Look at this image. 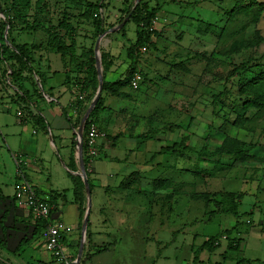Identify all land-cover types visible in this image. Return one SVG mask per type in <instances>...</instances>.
<instances>
[{
  "label": "rangeland",
  "instance_id": "374dc122",
  "mask_svg": "<svg viewBox=\"0 0 264 264\" xmlns=\"http://www.w3.org/2000/svg\"><path fill=\"white\" fill-rule=\"evenodd\" d=\"M131 2L104 0L101 11L106 24L123 16ZM142 2L160 5L153 20L160 34L152 38V46L138 51L135 71L141 75L139 85L136 89L125 85L128 96L109 97L97 109L91 124L97 128L99 137L112 145L122 132L131 137L153 134V141H141L147 152L144 158L139 152L135 165L125 161L97 163V170L106 177L112 174L123 177L119 186L107 185L108 188L131 191V200L136 203L133 209L139 214L145 211L147 200V209L153 216L145 227L133 232L121 229L109 264H237L242 258L251 261L243 264H264V164L250 160L230 165L223 156L216 163L198 158L204 141L213 146L224 134L254 143L253 153L264 155V104L248 105L246 101L259 83L264 84V0ZM134 28V23H127L128 32ZM13 32L11 36L17 42H38L42 37V32L33 35L29 31L19 35ZM110 32L101 35L96 53L98 57L101 53L108 55L110 67L106 74L112 73L116 79L123 76L130 62L126 54L128 39L113 42L115 50L110 54L106 51ZM84 34L80 30L79 42H83ZM93 51L95 56L94 45ZM36 53L40 55L38 66L44 69L49 57L50 61L57 58L45 48ZM241 63H245L247 70L231 74ZM55 77L62 75L56 72ZM101 93L104 102L109 94ZM5 103L0 98V106ZM8 105L14 107L12 103ZM6 115L15 120L11 114ZM182 138L178 153L154 152L159 143L171 145ZM127 145L130 144L122 140L109 152L124 157ZM10 149L14 147L10 145ZM86 158L90 165L98 153ZM49 161L53 166L54 158ZM198 166L209 169L210 175L192 174L191 169ZM14 170L11 152L0 129V186L5 193L11 192ZM25 170L34 181L47 174L45 170L35 174L28 168ZM154 178L167 179L172 186L157 188L151 184ZM171 190L174 193L166 196ZM196 191L213 193L215 198L226 191L241 192L236 206L238 215L219 212L209 217L208 212L214 206L190 197ZM233 225L235 229H231ZM227 228L231 229L228 235L239 240L236 250L225 248L227 239L223 232ZM214 235L219 240L217 247L213 251L200 250L201 243Z\"/></svg>",
  "mask_w": 264,
  "mask_h": 264
},
{
  "label": "trees",
  "instance_id": "16d2710c",
  "mask_svg": "<svg viewBox=\"0 0 264 264\" xmlns=\"http://www.w3.org/2000/svg\"><path fill=\"white\" fill-rule=\"evenodd\" d=\"M104 5V0H0V12L4 16V19L0 20V59L6 61L10 70L6 74V70H4L3 74L9 79L10 85L17 89V97L19 100L24 101L27 97L25 82L32 79L34 73H38L37 68H35L40 60V55L35 57L37 50L43 47L49 52L59 54L63 68L66 69L64 76L65 83L73 81L79 92L76 98L69 104V107L76 112V117L73 121L71 116L67 115L66 108H62V113L66 120L75 128L71 140L72 147L75 148L77 147L76 134L80 118L94 97L98 87V76L93 51L95 39L107 31H111V34L119 33L124 39L126 38L124 31L125 24L132 21L136 25L135 40L134 42H129L126 48V54L130 62L121 79L115 81H107L104 79V74L110 67V61L107 54H100L102 91L113 96H128V93L122 91L121 88L129 84V79L136 70L139 49L152 46V38L159 35V31L153 26V20L160 9V5L157 3L153 6H148L142 0H132L131 4L125 7L124 15L116 20V22L108 25L102 16L101 10ZM125 18L127 19L125 20ZM18 24L23 25L22 29L30 32L42 31L44 38L38 42L32 41L30 43L15 41L13 37H10V33ZM6 25L7 31L5 34L4 30ZM112 27L118 28L110 30ZM80 30L85 31L83 42H79L78 40ZM240 69L247 70L245 63L235 66L231 74L239 75ZM41 75L43 74L41 73ZM5 77L2 80L5 81ZM4 83L6 84V82ZM81 94L83 98L80 99L78 96ZM218 94L220 96L221 93ZM246 101L248 105L264 104V84L259 83ZM101 107H103L102 95H100L84 124L82 136L83 155L87 129L93 121L97 109ZM32 118L37 125L45 129L46 124L39 115L32 114ZM138 137L149 139L153 138V134L146 135V133H142ZM183 138L178 142L174 141L171 145L161 147L157 153L165 151L178 153ZM183 148L186 149L187 146L184 145ZM255 148L256 146L252 142H246L224 134L219 142L213 146L204 141L200 146L198 158L206 162L216 163L217 159L223 156L229 159L228 164L230 165L245 163L250 160L264 164V155L253 153ZM83 160L86 168V153ZM183 170L188 171L186 168ZM191 173L196 176L210 175L209 169L199 166L196 169H191ZM72 180L74 200L78 203L80 213L83 215L86 199L85 186L82 178L78 175L72 176ZM151 184L157 188L161 186L166 188L172 186V183L164 178H154L151 180ZM36 193L38 194V192ZM173 193L174 191H169L168 196ZM39 195L44 196L42 194ZM46 195L50 204L53 205L49 217L52 220V215L57 209L59 194L48 192ZM212 195L213 193L210 194L207 191H196L192 192L190 197L194 200L203 199L207 205L213 204L214 208L208 212L210 214L209 217L219 212L230 213L233 216L238 215L236 206L240 201L241 192L234 193L226 191L220 193V198H215V195ZM0 199L4 203L3 212L0 214V250H4L11 255H16L30 240L41 235L47 225V220L34 217L30 212L27 216H16L19 206L16 204L14 195H0ZM222 199H225V201L228 200V203ZM235 228L236 225H233L231 229ZM231 229H225L223 232L227 239L226 250H236L239 247V240L228 235ZM218 244L219 240L217 235L209 236L203 241L200 248L212 251ZM245 262L251 261L250 259L242 258L237 261V264H243ZM0 264L11 263L8 259L0 255Z\"/></svg>",
  "mask_w": 264,
  "mask_h": 264
},
{
  "label": "crops",
  "instance_id": "0c3cea01",
  "mask_svg": "<svg viewBox=\"0 0 264 264\" xmlns=\"http://www.w3.org/2000/svg\"><path fill=\"white\" fill-rule=\"evenodd\" d=\"M3 19L4 16L0 12V20ZM127 23L125 24L124 30L126 38L123 39L119 33H110L107 36L106 51H109L110 54H114L115 49L113 42H121L127 39L128 44L129 42H134L136 28L128 32V30H126ZM22 28L23 25L18 24L11 33L15 31L16 34L19 35L22 32H28V30ZM154 28L157 29L156 27ZM6 31L7 25L4 30L5 34ZM158 31L160 34V30ZM35 32L38 34L42 31H34L32 35L35 34ZM11 33L10 37H14L11 36ZM29 33L31 32L29 31ZM128 33L129 36L127 35ZM41 36L40 40L44 38L43 32ZM38 55V53H35V57ZM55 55L57 58L51 61L49 57V62H46L47 67L45 69L36 64L35 68H37L38 73H34L32 79L25 82L27 97L24 101L19 100L18 97L11 93L12 89H16L15 87L5 84V81L2 80L5 74L10 70L6 61L0 59V81L2 83V85L0 84V98H3L6 102L0 106V129L3 132V140L11 152V157L15 165V170L10 180L11 192H3L0 186V195H14V189L19 179L15 155H22L27 159V163L21 167L22 173L25 179L33 185L38 195H46L48 192L59 194L57 209L52 215V219L59 220L63 223V249L67 260L71 261L77 259L80 243L79 239L81 236V224L84 214L82 215L80 213L78 203L74 200L73 194L72 176H80L77 147H72L71 143L75 128L66 120L62 113V108H66L67 115L71 116L73 121L76 117V112L69 107V104L76 98L79 92L73 81L65 83L64 76L66 69L63 68L59 54L55 53ZM55 62L58 66H55ZM4 70H6L5 74H3ZM56 72H60L62 77H55ZM106 72L104 74V79L107 81H115L123 77L119 76L113 79L112 73L108 75ZM41 73L43 75H41ZM125 88L124 86L121 90L126 92ZM109 97L121 98V96L109 94V96H106L103 106L105 105V101L106 103L108 102ZM9 103H12V105L14 104V107H10L8 105ZM18 111H20V114ZM6 114H11L15 117V120L13 118H7ZM32 114L39 115L42 118L43 122L46 124L45 129L34 122ZM12 123L13 126H11ZM14 123L17 124L14 125ZM122 133L123 134L119 137L115 145L107 143L104 137H97L98 158L92 160L90 165L88 163L86 165L85 172L87 170L86 176L90 185L89 195L91 205L85 230L86 241L85 244H83L81 256L77 262L78 264H109L110 260L114 258L115 245L120 241L119 232L121 229L133 232L134 229L143 227L148 220L150 222L152 219L153 213L147 209V200L145 201L146 207L144 205L145 211L139 214L138 211L136 212V210H134V204L136 203L131 200V191L107 187V185L109 187L119 186L123 177L118 178V175L115 174L106 177L103 172L99 169L97 170V163L99 162L107 161L120 163L121 161H125L129 162V165H135V160L138 158L139 152H142V158L146 156L145 153L147 152V148L145 143L141 141H153V138L140 139L138 136L131 137L126 132ZM119 140H121V142H119ZM122 140L130 144L124 148L127 150V154H125L124 157L109 152L110 148L112 149L118 146L122 143ZM10 145H12L14 149L11 150ZM168 145L169 144L159 143L154 152L157 153L161 147ZM46 146H48L47 149ZM153 155L154 153L151 154L150 159ZM84 157L85 151L83 158ZM53 158L54 164L52 166L49 160ZM101 158L103 160H101ZM27 168L32 171L33 174L45 170L47 173L46 177H36L34 181L33 176L27 174L25 170ZM168 193L169 192L166 193V196H168ZM3 209L4 203L0 199V214L3 212ZM17 211L16 216H27L29 212L31 213L29 208L22 206H19ZM199 249L203 250L204 248H200L199 246ZM0 251V255L8 259L11 264H14V261L19 264L20 262L21 264H59L54 261L52 255L44 248L41 235L30 240L16 255H11L4 250Z\"/></svg>",
  "mask_w": 264,
  "mask_h": 264
},
{
  "label": "built area",
  "instance_id": "2783aa9c",
  "mask_svg": "<svg viewBox=\"0 0 264 264\" xmlns=\"http://www.w3.org/2000/svg\"><path fill=\"white\" fill-rule=\"evenodd\" d=\"M140 80V73L134 71L129 79L130 87L136 89ZM5 82L6 84L10 85L8 78L5 79ZM11 93L17 97L18 91L17 89H12ZM78 97L81 99L83 98V95L81 94ZM18 112L20 114V111ZM97 137H99L97 128L93 124H90L85 136V153L89 157H93L97 153ZM15 161L18 167L17 174L19 176L14 189L16 204L18 206L29 208L34 217L47 220V225L41 233L44 248L52 255L54 261L58 262L59 264H68L69 261L65 256L62 244L64 232L63 223L59 220L49 219L53 205L48 201L47 195H38L33 185H31L29 181L25 179L21 167L27 163V159L22 155H15Z\"/></svg>",
  "mask_w": 264,
  "mask_h": 264
},
{
  "label": "water",
  "instance_id": "95a60500",
  "mask_svg": "<svg viewBox=\"0 0 264 264\" xmlns=\"http://www.w3.org/2000/svg\"><path fill=\"white\" fill-rule=\"evenodd\" d=\"M126 19L127 18H125V20ZM117 28L118 27H112L110 30L117 29ZM103 34H101V35H103ZM101 35H99L94 42L95 66H96V71H97V76H98V87H97V90H96L94 97L90 101L87 109L85 110V112L83 113V115L80 119V123H79L78 129H77V134H76V137H77V153H78L79 166H80L79 175L81 176L83 183H84V186H85L86 207H85V213H84V217H83L82 224H81V240L79 243L77 259L69 262L68 264H76L78 262L80 256H81V252L83 249V237L85 235V230L87 227L88 215H89V210H90V205H91V200H90V195H89L90 194V187H89V183L87 180L84 161H83V155H82V136H83V129H84L85 121L88 118L90 111L95 106L96 102L98 101V99L101 95V91H102V84H101L102 83V73H101L102 69H101L100 57H98L97 53H96L97 49H98L99 39H100Z\"/></svg>",
  "mask_w": 264,
  "mask_h": 264
}]
</instances>
